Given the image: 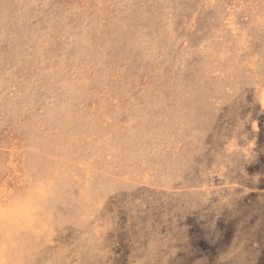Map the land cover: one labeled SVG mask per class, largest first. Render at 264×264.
<instances>
[{
	"label": "rangeland",
	"instance_id": "rangeland-1",
	"mask_svg": "<svg viewBox=\"0 0 264 264\" xmlns=\"http://www.w3.org/2000/svg\"><path fill=\"white\" fill-rule=\"evenodd\" d=\"M19 196L0 264H264V0H0Z\"/></svg>",
	"mask_w": 264,
	"mask_h": 264
},
{
	"label": "clouds",
	"instance_id": "clouds-1",
	"mask_svg": "<svg viewBox=\"0 0 264 264\" xmlns=\"http://www.w3.org/2000/svg\"><path fill=\"white\" fill-rule=\"evenodd\" d=\"M34 191L43 196L44 185H38ZM32 218L31 196H19L11 203L0 205V225L31 224Z\"/></svg>",
	"mask_w": 264,
	"mask_h": 264
},
{
	"label": "bare ground",
	"instance_id": "bare-ground-1",
	"mask_svg": "<svg viewBox=\"0 0 264 264\" xmlns=\"http://www.w3.org/2000/svg\"><path fill=\"white\" fill-rule=\"evenodd\" d=\"M11 227H12V226H11ZM17 227H18V226H17ZM17 227H16V228H17ZM96 230H97V229H96ZM1 233H2V232H1Z\"/></svg>",
	"mask_w": 264,
	"mask_h": 264
}]
</instances>
